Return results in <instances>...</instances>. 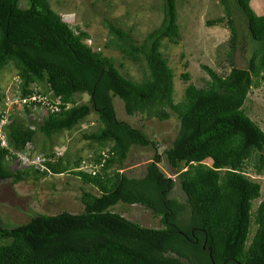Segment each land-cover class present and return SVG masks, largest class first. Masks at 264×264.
<instances>
[{"label": "trees", "instance_id": "1", "mask_svg": "<svg viewBox=\"0 0 264 264\" xmlns=\"http://www.w3.org/2000/svg\"><path fill=\"white\" fill-rule=\"evenodd\" d=\"M21 1L0 0V71L8 64L17 68L20 95L38 92L53 103L61 98L60 110L48 111L37 122L45 135L71 129L95 112L100 125L85 137L111 146L95 173L82 169L80 161L71 166L55 152L46 153L42 168H12L10 160L33 141L36 129L9 115V144L0 145V180L17 183L70 171L97 191L82 188L81 212H38L19 224L0 217V264H264V198L254 207L262 186L247 172L252 167L264 174V130L243 107L251 88L264 80V14L253 10L251 0H235L254 43L247 65L240 67L234 62L239 29L229 3L222 0L226 15L208 24L226 22L230 28L231 69L221 75L203 64L208 85L189 83L184 99L176 102L174 70L161 49L164 39L177 42L180 34L176 0H163L162 21L142 40L105 22L110 34L105 46L141 65V80L123 74L113 56L87 45L89 32L65 22L49 0H27L26 6ZM182 76L190 78L188 72ZM79 93L89 99L78 102ZM116 96L130 115L165 120L177 113L180 129L165 155L186 203L170 196L176 179L163 172L158 153L144 175L122 171L132 146L156 142L118 118ZM31 110L25 105L27 113ZM103 157H94L93 163ZM119 202L145 206L163 226L135 222L114 210Z\"/></svg>", "mask_w": 264, "mask_h": 264}, {"label": "rangeland", "instance_id": "2", "mask_svg": "<svg viewBox=\"0 0 264 264\" xmlns=\"http://www.w3.org/2000/svg\"><path fill=\"white\" fill-rule=\"evenodd\" d=\"M49 1L64 20L71 21L73 26L77 25L88 31L96 47L102 49L105 54L113 56L123 74L135 80L143 78L144 70L141 65L124 57L118 50L105 46L110 37L105 22L109 20L124 29H129L139 40H142L147 32L162 21L163 0ZM227 2L239 29L234 62L240 67H245L253 53L254 43L248 33L245 17L236 6L235 0H227ZM27 4V0L21 1L22 6ZM250 5L257 14H264V0H251ZM176 9L180 25L178 40L172 42L167 38L164 39L161 49L174 70V99L179 102L184 99L185 89L189 83L197 86L208 85L210 76L203 69V64L211 66L221 75H226L230 71L228 51L231 30L226 22L208 24L209 20L226 15L222 0H176ZM185 72L190 74L188 80L182 76ZM39 88L42 89L40 86ZM20 94L18 70L13 64H8L0 71V115L4 111L7 112V116L18 115L36 129L34 139L26 149L31 155L40 159L25 165L21 164L16 157L15 160H10L12 168L29 165L42 168L44 166L42 162L47 158L46 153L55 152L56 155H62L65 162L69 161L71 166H75V163L80 161V167L88 171L90 168L89 164L87 168L88 161H93L94 157L99 156L111 146L109 142L100 146L98 142L85 137V133L97 130L100 125L95 112L71 129L51 136L45 135L39 129L37 122L47 111L38 107L32 108L27 113L25 105L17 104V97ZM77 99L82 103L89 99V95L79 93ZM114 104L119 119L143 129L156 142L155 146H132L122 171L130 176H142L146 172L148 162L152 161L158 153L160 155L158 164L163 172L176 179L170 196L186 203L187 195L180 185L176 170L172 168L165 155V150L172 145L180 129L177 113L172 111L170 118L160 120L141 113L128 114L124 101L119 96L114 97ZM243 107L264 130V80L259 86L251 88ZM205 161L211 164L212 158ZM247 172L262 186L261 197L254 201V207H256L264 198V174L256 173L252 167H247ZM83 187L97 191L70 171L61 174L49 173L39 179L33 176L17 183L12 182L11 179L0 180V217L8 224H19L29 221L38 212L47 214H56L64 210L81 212L84 210L80 198ZM114 210L143 226L156 228L163 226L161 218L141 204L119 202L114 206ZM254 228L255 226L252 233ZM1 242L3 241L0 240Z\"/></svg>", "mask_w": 264, "mask_h": 264}, {"label": "built area", "instance_id": "3", "mask_svg": "<svg viewBox=\"0 0 264 264\" xmlns=\"http://www.w3.org/2000/svg\"><path fill=\"white\" fill-rule=\"evenodd\" d=\"M85 42L88 44V45H91V46H95V42L93 41V38L92 37H87L85 39ZM17 104H22V105H27V106H30L32 108H41V109H45L47 112L48 111H58L60 110V104L62 103V100L60 97H57L55 102H51L47 97L46 95H43L41 93H38V92H33L31 94H28V95H19L17 97ZM11 98H9L10 100ZM12 102V101H10ZM69 106V105H68ZM67 106V107H68ZM7 112L4 111L2 114H1V117H0V145L3 146V147H8V140H7V134H6V131H5V128L9 122V115L7 116L6 114ZM17 154V160L21 163V164H29V163H33V162H36V161H39L40 159H38V157L34 156V155H31V153L28 151V149H24L22 151H19L16 153ZM103 154V158L101 159L100 162L98 163H93V161H88L89 163H87V168H88V164H89V171H92V172H96V169L101 166L105 160H106V157L109 156V153L107 151H103L102 152ZM45 159V158H44ZM48 158H46L45 160H47ZM44 160V161H45ZM43 161V162H44ZM42 162V163H43ZM39 163V162H37Z\"/></svg>", "mask_w": 264, "mask_h": 264}, {"label": "clouds", "instance_id": "4", "mask_svg": "<svg viewBox=\"0 0 264 264\" xmlns=\"http://www.w3.org/2000/svg\"><path fill=\"white\" fill-rule=\"evenodd\" d=\"M60 14V13H59ZM61 15V14H60ZM61 17H62V15H61ZM62 19L64 20V18L62 17ZM65 22H67L66 20H64ZM67 23H69L70 25H72L73 26V23H71V21H68ZM86 39V38H85ZM85 39H84V42H85ZM86 43V42H85ZM87 44V43H86ZM88 45V44H87ZM89 46H91V45H89ZM91 47H94V48H96V49H99L98 47H96V45L95 46H91Z\"/></svg>", "mask_w": 264, "mask_h": 264}]
</instances>
